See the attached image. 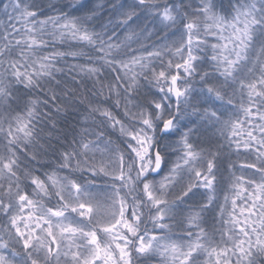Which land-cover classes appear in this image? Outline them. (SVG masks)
Returning <instances> with one entry per match:
<instances>
[{"label":"snow or ice","instance_id":"6c2138e0","mask_svg":"<svg viewBox=\"0 0 264 264\" xmlns=\"http://www.w3.org/2000/svg\"><path fill=\"white\" fill-rule=\"evenodd\" d=\"M0 264H264V0H0Z\"/></svg>","mask_w":264,"mask_h":264}]
</instances>
